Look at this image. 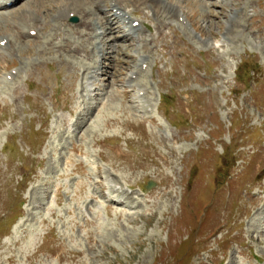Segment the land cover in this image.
<instances>
[{"label": "rangeland", "instance_id": "obj_1", "mask_svg": "<svg viewBox=\"0 0 264 264\" xmlns=\"http://www.w3.org/2000/svg\"><path fill=\"white\" fill-rule=\"evenodd\" d=\"M169 1L97 68L71 0L0 15L45 26L0 50V264H264V0Z\"/></svg>", "mask_w": 264, "mask_h": 264}, {"label": "bare ground", "instance_id": "obj_2", "mask_svg": "<svg viewBox=\"0 0 264 264\" xmlns=\"http://www.w3.org/2000/svg\"><path fill=\"white\" fill-rule=\"evenodd\" d=\"M37 1H39V0H37ZM84 2H85V0H71L70 5L68 4L67 7L61 8V10L58 13V16H55L54 21H56V23H60L61 20H63V19H64V21H66V20H68V18L70 17V15L72 13L81 17V22H82V24L85 25V28L83 27L85 30L77 31V32H75V34H77L80 38L81 37L83 38L84 36L86 38L83 41H81L82 43L79 41H76V43L77 42L80 43V44L77 43V45L73 44L71 42V40L70 41L68 40V44L66 43L67 45H62V48H63V46H64V48H65V46H67V48H69V47L75 45L78 54L81 53V55L83 54L82 56H84V54H87V56H88L87 60L91 61L93 63L96 60V59L93 60V58L94 57L96 58L95 54L97 52L99 53L97 56H99L101 54V52L104 53L108 49H112L114 47L115 48L117 47V50L115 51V52H117L119 48H122L121 45H116L113 47L112 44H105L102 42L99 43V45L100 44L102 45L101 47L94 44V43H89V41L93 40V39H91L90 35L92 36L93 30H95L96 25H94V18L93 17L96 16L97 14L100 13L102 15V17L99 19L100 21L98 20L97 25L100 27V29L105 30L104 33H101V36L103 38L109 36L110 34L114 35L115 33H117L119 36V35H123L124 32H127V35L131 36V39L137 38L139 44L143 45L145 42L148 41V39H146L145 37H141L142 28L143 27L146 28L145 24L141 25L142 28L134 27L133 23L135 21H137V20H134L133 23L131 24V26H128V25L126 26L127 29H124L121 25L122 23L128 24L127 20L129 19L128 18L129 13H127V8L130 6H133L134 8H136V7H138L137 6L138 4L145 5L146 7L150 8L154 12V14L159 15L158 17L162 18V21L166 22L167 24H168V20L179 17V8H180L177 6L174 7V5H173L174 3H172L169 0H95V3H91V5H88L87 7L85 5L86 3L84 4ZM106 2H109L110 5H106ZM202 2H203V0H202ZM6 4H4L5 5L4 7L2 6L0 8H5L7 6ZM204 5L208 6L206 4H204ZM215 6L216 5L211 4L208 7H215ZM33 14L31 13V11H29V13H27L28 16L26 18L24 17L25 19L23 21H21L22 23H20V24H27L30 27L27 28V26H25V25L24 26L23 25H16V23H14L13 30L9 33V36L7 34H3L4 36H2L0 38L1 39L0 40V50L16 51V46L14 45L13 41L15 40V42H18V38L20 37V35H25V33L28 31V30L26 31V29H29V33H31V31L37 32V30H40L41 26L45 27V26H43L44 22H41L39 19H37L38 18L37 10H36L37 16H35L37 18H35L33 16ZM1 15H2V17L6 18L8 16L10 17L11 13L7 14V15L6 14L5 15L1 14ZM96 18L98 19V17H96ZM163 18H164V20H163ZM57 19H60V20L58 21ZM59 25H61V23ZM17 27H19V28L17 29ZM59 29H61V28H59ZM79 29H81V28H79ZM66 32H67V30H66ZM94 33H96V31ZM62 34H64V33H62ZM31 36H33V35H31ZM35 36H36V34H35ZM101 36H99V37H101ZM118 36H117V38H118ZM50 38H52V37H50ZM117 38L113 39V41L115 42V40H117ZM122 39L126 43L125 46L128 47L130 45L129 43L131 40H128L126 37H122ZM47 41L45 43L48 44L49 42H47ZM2 42H5L3 47L1 46ZM88 43L90 45L91 51H89L90 49L88 47ZM48 46H50V43L48 44ZM51 46H52V44H51ZM75 54H76V51H75ZM141 63L142 64L147 63V59H142ZM95 66L97 68L99 66V62H95ZM136 68L137 69H135L132 72L131 80L129 81L130 84H132V82L134 81L133 76H135L140 71L139 66ZM121 194H124V193H121ZM256 199H258V198H256ZM263 209H264V207H263ZM261 221L264 222V217H262Z\"/></svg>", "mask_w": 264, "mask_h": 264}, {"label": "water", "instance_id": "obj_3", "mask_svg": "<svg viewBox=\"0 0 264 264\" xmlns=\"http://www.w3.org/2000/svg\"><path fill=\"white\" fill-rule=\"evenodd\" d=\"M151 187V186H150Z\"/></svg>", "mask_w": 264, "mask_h": 264}]
</instances>
